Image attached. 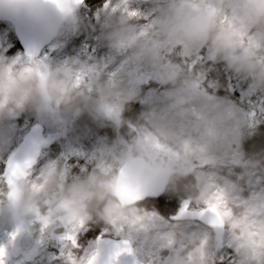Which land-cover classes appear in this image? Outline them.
<instances>
[{
    "label": "clouds",
    "instance_id": "clouds-1",
    "mask_svg": "<svg viewBox=\"0 0 264 264\" xmlns=\"http://www.w3.org/2000/svg\"><path fill=\"white\" fill-rule=\"evenodd\" d=\"M83 2L0 0L45 42L86 33L103 54L0 55V264L26 240L58 242L56 264H264V143L248 146L264 128V0H104L96 23ZM221 68L242 100L220 94ZM22 119L69 151L43 153ZM158 195L182 206L164 214Z\"/></svg>",
    "mask_w": 264,
    "mask_h": 264
},
{
    "label": "rangeland",
    "instance_id": "rangeland-1",
    "mask_svg": "<svg viewBox=\"0 0 264 264\" xmlns=\"http://www.w3.org/2000/svg\"><path fill=\"white\" fill-rule=\"evenodd\" d=\"M134 2L137 5H139L142 1L134 0ZM96 22H98V10L96 11V14L94 16V23ZM1 24L2 25H0V55H5L10 49V46L13 44L15 35L13 28L9 24L6 23H1ZM89 38L90 37L86 33H82L73 37L70 41L65 42L61 45L52 44L45 51H43L41 57L38 60L56 61L58 63H64L79 58H88L89 56L97 57V58L102 56L103 55L102 52H98L93 41L91 44H89L88 41ZM87 44L91 45L89 50H87V46H88ZM18 57L23 58L21 53H16L15 55L12 56V58H18ZM213 75H215V73H213ZM219 82L220 84L223 85V87L220 89L221 95H231L232 99H236V100H242L244 98L248 85L243 79L239 77H233L230 73H227L221 68ZM152 87H157V85H152ZM140 109H141V105L137 103L133 107V112H137ZM35 122L37 121L30 122L28 120L22 119L19 121V127L26 134H30L31 131L34 130L36 126H38L41 130L39 137L48 140L50 133L43 125H36L30 127ZM260 140L261 143H264V134L261 135ZM54 143H63V142L60 140H48V143L42 146V152L45 153L46 155L58 157V155L53 151H51L50 149L51 145H53ZM90 148L91 145L89 144L86 146H81L80 150L88 151ZM68 151L69 149L67 145H65L62 154H65ZM69 158H70L69 161L70 163L77 165V170H79V167L81 165L84 166L87 165V160L84 157H80V156L73 157L72 155H69ZM42 162L43 161H41V163ZM164 196H166L167 198L166 203H168V207L165 208L166 213L175 215L178 212L179 208L181 207L182 203L177 198L174 197L170 198L167 195ZM10 232H11L10 225L9 226L0 225V245H3L9 239ZM27 246H32V242L28 243ZM38 246L39 247L42 246V250H41L42 256L38 257V259L36 260V264H40L42 260H48L51 258L50 254L45 253L44 244ZM35 255H37V252L33 251L32 248L27 249V251H23L21 248V251L19 252L14 251L10 253V260L14 262L15 259L26 258L29 259V261H32L33 260L32 258H34ZM11 261H9V264H12ZM225 264H235V261L233 260L231 255H229L228 259L225 261Z\"/></svg>",
    "mask_w": 264,
    "mask_h": 264
},
{
    "label": "trees",
    "instance_id": "trees-1",
    "mask_svg": "<svg viewBox=\"0 0 264 264\" xmlns=\"http://www.w3.org/2000/svg\"><path fill=\"white\" fill-rule=\"evenodd\" d=\"M103 2H104V0H86L85 3L83 4V6L81 7L83 10L85 19L90 20L91 22L94 23V16L96 14V11L103 4ZM0 25H2L1 22H0ZM88 41H89V44L92 43L91 38H89ZM89 44H87L88 45L87 50L90 49L91 45H89ZM16 53H21L23 58H25L23 52L21 51V49L18 46V42H17L16 38L14 37V42L10 46V49L5 54V56L12 57ZM36 125H40V124L35 122L30 127H33ZM261 133L264 134V128L261 129ZM261 135L255 137L254 140L250 141L248 146L251 147L252 144H257V145L261 144V140H260ZM23 138L24 137H22V139ZM64 146H65L64 143H54L53 145H51L50 149H51V151L56 153L58 156H61L63 151H64ZM69 161H70V158H69ZM5 166H6V164H0V174H2L3 169H5ZM166 200H167L166 196H163L157 200H154L156 207L161 212H163L164 214H167L165 208L168 207V203H166ZM100 235H101L100 229H97L95 231H88L87 235L85 236V240L95 239V238L99 237ZM30 242H32V246H27V244ZM21 248L23 251H27V249H29V248H32V250H33V248H35L37 255H35L34 258H32L33 259L32 261H29V259H26V258L15 259L14 262H12L10 260L12 262V264H36V260L38 259V257L42 256V252H41L42 246L39 247V246L35 245L34 240H26V241L21 242ZM44 249H45L46 254L51 255V258L48 260H42V262L40 264H56L57 257L59 254V243L55 242V241L50 242V243H45Z\"/></svg>",
    "mask_w": 264,
    "mask_h": 264
},
{
    "label": "water",
    "instance_id": "water-1",
    "mask_svg": "<svg viewBox=\"0 0 264 264\" xmlns=\"http://www.w3.org/2000/svg\"><path fill=\"white\" fill-rule=\"evenodd\" d=\"M85 1L86 0H84L83 4L85 3ZM83 4L81 5V7L83 6ZM0 22L9 24L13 28L18 46L22 50L26 58L32 57L38 60L41 57L43 51L52 45V43L45 42L38 34L28 30L27 28L18 24L10 18H0ZM37 128L38 127H36L34 130H36ZM34 130H32L31 133H33ZM40 132L41 130L39 128L38 136ZM163 196L164 195H158L155 200Z\"/></svg>",
    "mask_w": 264,
    "mask_h": 264
},
{
    "label": "snow or ice",
    "instance_id": "snow-or-ice-1",
    "mask_svg": "<svg viewBox=\"0 0 264 264\" xmlns=\"http://www.w3.org/2000/svg\"><path fill=\"white\" fill-rule=\"evenodd\" d=\"M79 2H80V0H77V3H79ZM3 253H4V250L0 249V255H3Z\"/></svg>",
    "mask_w": 264,
    "mask_h": 264
}]
</instances>
